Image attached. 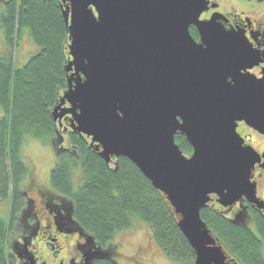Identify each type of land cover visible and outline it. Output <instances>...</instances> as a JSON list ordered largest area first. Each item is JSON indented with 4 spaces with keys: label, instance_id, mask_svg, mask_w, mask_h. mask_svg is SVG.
I'll use <instances>...</instances> for the list:
<instances>
[{
    "label": "water",
    "instance_id": "95a60500",
    "mask_svg": "<svg viewBox=\"0 0 264 264\" xmlns=\"http://www.w3.org/2000/svg\"><path fill=\"white\" fill-rule=\"evenodd\" d=\"M58 1L71 60L55 124L63 129L70 116L71 131L91 139L107 165L131 161L174 208L195 264H239L212 236L201 211L212 201L229 208L243 199L264 209L252 181L264 155L238 133L244 123L264 135V79L251 72L264 66V53L243 32L227 30L219 16L202 21L207 0ZM177 136L191 146L190 158ZM67 219L86 240L77 247L82 262L69 264L106 260V250L72 214ZM28 249L25 243L14 253L24 264H37Z\"/></svg>",
    "mask_w": 264,
    "mask_h": 264
},
{
    "label": "trees",
    "instance_id": "16d2710c",
    "mask_svg": "<svg viewBox=\"0 0 264 264\" xmlns=\"http://www.w3.org/2000/svg\"><path fill=\"white\" fill-rule=\"evenodd\" d=\"M0 6L4 38L0 50V200L10 203L8 220L0 217L1 244L10 234L9 224L13 225L17 212L13 206L28 171L23 147L29 139L51 143L62 133L53 112L68 89L66 67L71 59L60 1L6 0ZM26 31L39 51L18 68L14 50ZM66 121L71 125L70 118ZM65 139L50 184L69 202L74 222L86 235L105 250L116 234L142 222L168 259L195 264V253L178 227L174 208L131 161L120 158L107 165L89 138L69 132ZM176 143L186 156L193 154L185 137L177 136ZM77 172L80 182L75 178ZM201 218L230 259L239 264H264L263 244L252 230L210 206L201 211ZM259 232L264 239V228ZM0 264H9L3 245ZM95 264L118 263L106 259Z\"/></svg>",
    "mask_w": 264,
    "mask_h": 264
},
{
    "label": "flooded vegetation",
    "instance_id": "af4514ba",
    "mask_svg": "<svg viewBox=\"0 0 264 264\" xmlns=\"http://www.w3.org/2000/svg\"><path fill=\"white\" fill-rule=\"evenodd\" d=\"M207 2L208 11L202 15V21L210 20L213 15L219 16L221 23L227 30L233 29L243 32L253 47L264 53V0H207ZM190 33L193 39L200 43L199 34L194 27L190 28ZM251 72L259 79H264V66L255 68ZM67 117L70 118V116H66L62 122L64 129L67 128V132L64 129L60 130L64 131L63 135L72 132L71 125L67 124ZM243 128L246 129L247 134L244 133ZM238 133L244 138L247 146H251L248 141L253 140V137L264 140V135L247 127L244 123L239 124ZM257 152L264 155V150L259 149ZM253 175L252 181L257 186V197L264 202V195L261 194L260 190L261 185L264 184V159L255 166ZM53 192L52 189L51 191L49 188L45 189L39 183L36 175H31L30 171H27V175L19 185L17 195L19 198L15 199L13 206L17 210L13 225L9 224L12 227L9 230L8 248L10 250L7 252V259L10 264H24L26 262L13 253L15 247L25 243L28 244L29 251L34 254L37 264L48 263L52 257L56 264H69L72 260H76L77 263L82 262L81 256L74 259L68 252L69 248L75 245L78 247L85 244V237L84 235L81 236V232H78L77 228L68 222L67 217L72 212L69 202ZM209 206L218 209L238 225L248 229L251 226L254 227L257 235L254 234L264 247V239L259 232L260 227L264 228V209L253 207L245 199L229 208H223L216 201H212ZM245 219L250 224L245 223ZM243 223L248 226L243 225ZM139 250L140 259L143 261L140 264H149V260L142 257L146 255L143 253L144 250L142 248ZM114 251V249L111 253L107 251V260L119 264L121 254ZM63 255L65 257H62Z\"/></svg>",
    "mask_w": 264,
    "mask_h": 264
},
{
    "label": "rangeland",
    "instance_id": "374dc122",
    "mask_svg": "<svg viewBox=\"0 0 264 264\" xmlns=\"http://www.w3.org/2000/svg\"><path fill=\"white\" fill-rule=\"evenodd\" d=\"M1 7L3 8V6H0V8ZM1 48H4V38L2 30H0V50H2ZM38 51L39 48L33 43L31 38L29 37L28 31H26L22 39L19 41L18 47L16 48V50H14L17 67H24L29 59ZM243 131H245L244 133L247 134L245 128H243ZM63 132L51 143H43L38 140L29 139L22 149V158L28 170L30 171V174L36 175L39 183L43 185L45 189L49 188L50 191L52 189L50 184L51 171L58 163L59 152L65 147L64 138L66 137V135H63ZM248 144H250L256 151H258L259 149L264 150V140L261 138L253 137V140L251 139L250 142L248 141ZM191 156L189 155L186 157L190 158ZM79 173L80 172H77L75 177L77 182L81 181V176ZM260 190L261 194L264 195V184L261 185ZM9 216L10 203L0 200V217L7 221ZM245 223L250 224L247 219H245ZM243 225L248 226L244 223ZM249 229L256 234V229L254 227L251 226ZM9 236L10 234L7 237L6 243L1 242L0 244V246L3 245V247H5L6 254L10 250L8 248ZM141 248L144 250L143 253L146 254L142 257L143 259L147 258L146 260H149V264H177L165 256L163 251L154 242L150 229L147 227V225L142 224V222H136L132 229L116 234L113 240L106 245L105 250L106 252L109 251L110 253L113 249L117 251V253L119 252L121 254L118 261L119 264H140L143 262L140 259L139 254V249ZM68 254H71L74 259L78 257L80 258V255L77 252L76 245L69 248ZM62 257L65 256L63 255ZM8 263L10 264V262ZM47 264H56V261L52 257L50 258V260H48Z\"/></svg>",
    "mask_w": 264,
    "mask_h": 264
}]
</instances>
